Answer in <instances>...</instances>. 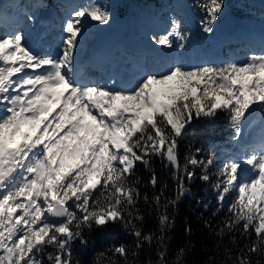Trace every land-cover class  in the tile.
Here are the masks:
<instances>
[{
    "label": "snow or ice",
    "instance_id": "6c2138e0",
    "mask_svg": "<svg viewBox=\"0 0 264 264\" xmlns=\"http://www.w3.org/2000/svg\"><path fill=\"white\" fill-rule=\"evenodd\" d=\"M197 6L205 14L203 32L213 33L223 0H198ZM40 7L36 0L24 20L35 21ZM110 23L109 10L89 0L63 20L58 53L33 52L20 27L0 36V264H73L77 240L86 248V234L113 225L134 242L110 248L107 264H120L113 257L134 264L129 256L138 257L145 245L151 249L154 239L155 264H168L165 234L174 223L168 210L190 193L185 181L195 179L197 169L216 194L212 216L226 213L217 228L205 221L220 238L217 246L236 232L250 241L235 259L225 249V264H264V48L242 64L173 63L127 84L85 82L77 75L85 33ZM190 35L172 17L170 30L152 41L161 50L186 51ZM221 114L239 151L220 158L209 150L201 159L204 149L197 148L181 157L180 142L194 120ZM257 114L260 132L244 144ZM153 159L172 171L174 196L167 184L160 186ZM140 166L151 173V197L141 192ZM141 203L155 211L158 236L137 227L145 219ZM183 254L180 248L176 264Z\"/></svg>",
    "mask_w": 264,
    "mask_h": 264
},
{
    "label": "trees",
    "instance_id": "16d2710c",
    "mask_svg": "<svg viewBox=\"0 0 264 264\" xmlns=\"http://www.w3.org/2000/svg\"><path fill=\"white\" fill-rule=\"evenodd\" d=\"M157 0H122L120 11L125 15L134 12L142 7L143 4L153 3L155 6ZM195 127L191 128L188 135L180 142L181 157L189 151H195L197 148H203L204 153L201 159L209 150H214L220 158L227 157L229 154V142L232 131L229 129L227 116L219 115L216 119L206 122H197L194 120ZM152 169L160 180V186L168 185L167 195L174 196L176 181L173 178L172 171L165 167L158 159H153ZM138 175L143 183L140 185L141 192H146L149 197L153 194L152 186L148 183L151 173L139 167ZM201 170L197 169L196 177L193 181H185L190 189V193L185 196L175 209L169 208L168 215L174 221L173 226L165 234V245L167 246L168 264H176V253L180 248L184 249V254L180 260V264H225L227 257L225 249L231 250L232 258L235 259L245 244L250 243L247 238L241 236L240 232L233 235H226L219 247L217 246L220 239L214 232L205 226V221H210L213 228H217L219 220L223 219L226 213H220L218 217H213L212 213L216 209V194L212 190L210 183H205L200 179ZM159 191V188L156 189ZM207 205V208L205 207ZM144 214L143 224L137 223L144 233H153L154 237L158 236V221L155 211L148 209L143 203L140 205ZM191 228V232H186V228ZM218 230V229H217ZM89 241L88 246L83 249L77 240L73 245V264H107L105 257L111 256L110 248L124 244L131 246L134 238L128 234L123 227L113 225L107 231H93L86 234ZM255 239V235L252 236ZM232 239L236 240V244L232 243ZM156 241L153 240L151 249L145 245L138 257L129 256V260L134 264H155ZM46 259V258H45ZM119 259L123 264L122 258ZM255 257L253 260L255 261ZM231 264V262H228Z\"/></svg>",
    "mask_w": 264,
    "mask_h": 264
},
{
    "label": "rangeland",
    "instance_id": "374dc122",
    "mask_svg": "<svg viewBox=\"0 0 264 264\" xmlns=\"http://www.w3.org/2000/svg\"><path fill=\"white\" fill-rule=\"evenodd\" d=\"M158 1V7H152V6H149V7H146L144 8L141 12H143L144 14H146L148 16V18L144 19V20H147L145 21L146 22H151L152 20H154V17H163V12H169L168 13V16H166L165 18V21L166 23H170V20L172 17H179L180 21L182 23H185L184 24V28H186V22L188 21V16L186 15V13H188V10L186 8L187 4H186V1L188 0H157ZM243 1H246L248 2L249 4L250 3H254V0H243ZM238 0H224L223 1V4L224 5H229L231 8H232V11L233 12H236V16L237 17H243V19H246L245 22H250L251 24L254 23L255 26H261V25H264V21H262V16L259 15V14H256L254 15V13L252 12L251 14L252 15H248L246 13L243 12V8H240L238 9L237 6H238ZM96 4L102 6V7H106L109 12L111 13V23L110 25H108L107 27L105 28H108V29H112L114 26L116 25H120L123 27V34H124V38H126L127 40H130L128 37H131L133 35V30H134V26L133 24L135 23V21L137 22H141V20L138 19V15L140 14V11L137 12L136 16L134 17V19L131 21L129 20H121L117 17L116 15V6L118 4V0H108L107 1V4L108 5H105L103 6L102 3H101V0H96ZM171 5H173V7H170ZM112 8V10L110 9ZM155 11V15L151 16L150 14L152 12ZM199 12V10L197 11ZM201 15V21L202 19L204 18V13H199ZM241 14H244V15H241ZM92 24H95L96 22H91ZM219 23H220V19H218V21L215 23L214 25V31H217L218 29V26H219ZM99 26V25H98ZM98 26L94 27V28H91L89 29L86 33H85V36H86V40H88V37H89V47L87 49V51H85V56H89L91 51L93 50V48L96 46V42H97V39H98V36L95 32V28H97ZM103 26V25H101ZM201 26H197L196 24H193L192 26V30L190 31V34L191 35H195V32H198L197 30L200 29ZM154 29V28H153ZM152 29V30H153ZM151 30V29H150ZM150 32V31H149ZM153 32V31H152ZM63 33V32H62ZM135 36H137L135 34ZM222 39V38H220ZM218 39L217 41L219 42ZM213 41H210L208 42V46H209V43L212 44ZM227 42H230L227 41ZM222 47V46H221ZM171 53L173 54V56L171 58H174L173 60V63H180V57L182 54L185 53V51H182V50H179L177 49L175 52L170 50ZM238 50H235L233 54H235ZM87 52V53H86ZM187 53V52H186ZM226 55L227 57L231 56V53L227 50L226 52ZM228 59V58H227ZM259 115V114H258ZM255 124L253 126H251V128H256ZM250 128V130H251ZM249 130V131H250Z\"/></svg>",
    "mask_w": 264,
    "mask_h": 264
},
{
    "label": "bare ground",
    "instance_id": "6f19581e",
    "mask_svg": "<svg viewBox=\"0 0 264 264\" xmlns=\"http://www.w3.org/2000/svg\"><path fill=\"white\" fill-rule=\"evenodd\" d=\"M26 1H28L29 2V4L31 5V4H34V0H26ZM45 1H47V0H44V2ZM88 0H81L80 1V3L81 4H85L86 2H87ZM8 2V1H7ZM43 2V1H42ZM92 2H94V3H96L95 2V0H92ZM60 3V0H53V1H47L46 2V4L45 5H57V4H59ZM76 5L74 4V5H71V6H68L67 7V9H69V8H74ZM41 9H42V7H41ZM46 13H48V12H46ZM59 17H60V19H63L64 18V14L62 13V14H59L58 15ZM143 17H146V18H148V16L146 15V14H143L142 15ZM146 18H144V19H146ZM138 19L140 20L141 18L140 17H138ZM6 21V20H5ZM10 21V20H9ZM142 22H144V20H142ZM108 25H103V27H107ZM154 26V28H155V26H156V21H152V22H147V23H140V22H136L135 24H134V29H135V31L136 30H143L144 32H149L150 31V29H152V27ZM166 26V25H165ZM167 27V26H166ZM158 28L159 29H161L162 28V26L159 24L158 25ZM104 30H107V29H104ZM163 32H165V29H161V30H159L158 31V34H162ZM253 35L254 36H251V38H250V36H248V37H245V38H243L242 39V37H241V44H242V46L247 50V51H250L251 53H253L254 51H256V52H258V51H260L262 48H264V40H259L258 38H257V36H255V35H257V32H254L253 33ZM100 43V42H99ZM129 45L126 43L124 46H123V50H125V51H128L129 50ZM99 50V44L97 45V47L95 48V50H94V54H93V56L94 55H96V52ZM98 52H100L101 53V51H98ZM138 55V51H136V56ZM92 56V57H93ZM92 61V58H90V59H86L85 60V64H89L90 62ZM91 64H93V63H91ZM254 133H255V131H254Z\"/></svg>",
    "mask_w": 264,
    "mask_h": 264
},
{
    "label": "water",
    "instance_id": "95a60500",
    "mask_svg": "<svg viewBox=\"0 0 264 264\" xmlns=\"http://www.w3.org/2000/svg\"><path fill=\"white\" fill-rule=\"evenodd\" d=\"M228 10L225 11V13H227ZM239 26V21L234 18L233 16H228L226 14V20L224 21V23L222 24V29L225 31V32H232L234 31L235 29H237Z\"/></svg>",
    "mask_w": 264,
    "mask_h": 264
}]
</instances>
